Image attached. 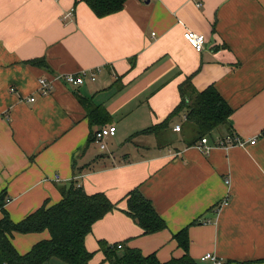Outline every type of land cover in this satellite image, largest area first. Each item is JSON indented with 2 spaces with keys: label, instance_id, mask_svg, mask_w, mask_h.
I'll use <instances>...</instances> for the list:
<instances>
[{
  "label": "crops",
  "instance_id": "crops-1",
  "mask_svg": "<svg viewBox=\"0 0 264 264\" xmlns=\"http://www.w3.org/2000/svg\"><path fill=\"white\" fill-rule=\"evenodd\" d=\"M187 29L205 35L203 51L185 40ZM96 69L95 82H55L49 94L39 92L41 78ZM190 76L198 91L216 87L233 109V133L246 142L258 137L256 144L204 155L187 144L195 131L185 113L158 136L138 134L173 112L180 84ZM80 97L103 106L111 118L105 126L116 127L105 150L93 140L97 127ZM263 131L264 0H128L104 18L83 0H0L4 210L19 222L58 203L61 187L76 180L86 193H104L122 210L124 198L138 189L168 226L144 235L114 210L86 238L94 252L90 264H108L101 240L155 253L161 262L180 258L185 252L174 235L187 227L189 254L200 264H209L200 261L207 253L225 264H264ZM227 134L215 131L210 143ZM49 238L48 231L16 233L12 242L25 254Z\"/></svg>",
  "mask_w": 264,
  "mask_h": 264
},
{
  "label": "trees",
  "instance_id": "trees-1",
  "mask_svg": "<svg viewBox=\"0 0 264 264\" xmlns=\"http://www.w3.org/2000/svg\"><path fill=\"white\" fill-rule=\"evenodd\" d=\"M99 18L118 13L124 9L128 0H83ZM32 64H42V60H32ZM180 104L161 123L149 127L138 134H156L167 129L174 117L185 113L186 124L191 125L195 137L187 144L195 146L207 137L213 140V133L230 128L232 107L215 86L198 91L192 84V76L180 84ZM86 109L90 125L97 130L110 121V115L103 106L95 105L91 99L79 98ZM96 130V131H97ZM96 131L92 132L93 140ZM62 199L53 205L44 204L25 219L15 222L3 209L0 218V264H47L57 259L66 264H90L94 252L86 247V238L92 232L96 222L114 210H121L142 230L151 235L165 230L168 226L155 210L151 201L140 190L134 189L125 198L126 208L121 209L119 202L111 201L104 193L88 194L73 180L68 186L61 187ZM0 197V206L5 205ZM195 224V222H194ZM48 231L50 238L36 243L29 252L21 254L14 246V234L41 233ZM178 247L184 250L180 258L173 257L161 262L155 253L144 255L139 249L130 248L125 243L110 244L99 241L101 251L108 264H200L189 254L190 239L188 227L174 235ZM118 244L122 247L119 248Z\"/></svg>",
  "mask_w": 264,
  "mask_h": 264
},
{
  "label": "built area",
  "instance_id": "built-area-1",
  "mask_svg": "<svg viewBox=\"0 0 264 264\" xmlns=\"http://www.w3.org/2000/svg\"><path fill=\"white\" fill-rule=\"evenodd\" d=\"M68 16H72V13L68 14ZM185 40L198 52L204 50V46L206 43V37L203 34H199L192 30H186L184 32ZM100 70H88L83 71L77 74H64V75H57L53 78H41L39 80V92L41 95L45 96L52 92L54 89L55 82H62L66 85H70L72 87H81L89 80L91 82L97 81L98 74ZM36 99L32 97L29 101L34 102ZM186 119V116H185ZM176 132L181 131V125H177L174 129ZM116 133L115 126H105L98 129L95 133V142L98 144L100 149H106V140ZM259 137H264V131L261 132ZM258 138V137H257ZM257 138H253L249 142L244 141L241 139L237 134H227L224 138L217 140L216 142H211L210 139L205 137L201 139L198 144H196V148L204 155H210L211 152L216 148H224L230 149L233 147H243L247 143L252 145L256 144ZM226 184H230V180H226ZM9 199L5 201L4 206H0V214H2L3 209L8 204ZM227 200H224L223 204H227ZM118 247L121 248L122 245L118 244ZM201 263H209V264H225L224 259L218 257L216 254L207 253L203 255L200 259Z\"/></svg>",
  "mask_w": 264,
  "mask_h": 264
}]
</instances>
